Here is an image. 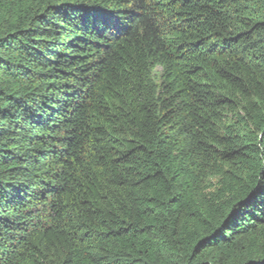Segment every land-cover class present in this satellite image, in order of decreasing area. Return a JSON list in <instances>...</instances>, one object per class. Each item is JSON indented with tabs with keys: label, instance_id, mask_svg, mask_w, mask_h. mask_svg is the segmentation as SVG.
Masks as SVG:
<instances>
[{
	"label": "trees",
	"instance_id": "obj_1",
	"mask_svg": "<svg viewBox=\"0 0 264 264\" xmlns=\"http://www.w3.org/2000/svg\"><path fill=\"white\" fill-rule=\"evenodd\" d=\"M0 264H264V0H0Z\"/></svg>",
	"mask_w": 264,
	"mask_h": 264
}]
</instances>
